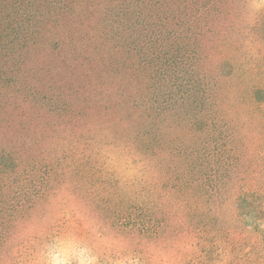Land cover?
Instances as JSON below:
<instances>
[{
	"label": "rangeland",
	"instance_id": "374dc122",
	"mask_svg": "<svg viewBox=\"0 0 264 264\" xmlns=\"http://www.w3.org/2000/svg\"><path fill=\"white\" fill-rule=\"evenodd\" d=\"M264 253V0H0V264Z\"/></svg>",
	"mask_w": 264,
	"mask_h": 264
},
{
	"label": "trees",
	"instance_id": "16d2710c",
	"mask_svg": "<svg viewBox=\"0 0 264 264\" xmlns=\"http://www.w3.org/2000/svg\"><path fill=\"white\" fill-rule=\"evenodd\" d=\"M251 256L253 257V262H251L250 264H264V253L262 250H255V251H249Z\"/></svg>",
	"mask_w": 264,
	"mask_h": 264
}]
</instances>
